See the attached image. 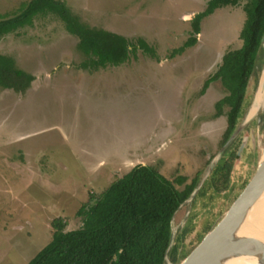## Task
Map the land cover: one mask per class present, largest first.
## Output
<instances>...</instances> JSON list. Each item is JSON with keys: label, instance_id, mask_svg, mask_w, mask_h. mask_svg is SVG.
<instances>
[{"label": "rangeland", "instance_id": "rangeland-1", "mask_svg": "<svg viewBox=\"0 0 264 264\" xmlns=\"http://www.w3.org/2000/svg\"><path fill=\"white\" fill-rule=\"evenodd\" d=\"M24 1L0 0V17ZM60 1L88 25L122 35L128 57L81 69L77 38L53 14L0 32V53L34 77L20 93L0 84V264H25L50 240L53 218H63L66 230L79 227L77 209L136 164L157 169L181 198L205 181L173 216L172 244L186 227L180 250L189 252L250 178L264 148V97L245 118L264 74L262 49L229 142L227 155L245 139L228 187L208 186L210 161L228 145L230 107L220 105L218 80L201 91L223 54L242 44L245 0L201 18L195 36L193 17L208 0ZM189 37L195 44L171 56Z\"/></svg>", "mask_w": 264, "mask_h": 264}, {"label": "trees", "instance_id": "trees-1", "mask_svg": "<svg viewBox=\"0 0 264 264\" xmlns=\"http://www.w3.org/2000/svg\"><path fill=\"white\" fill-rule=\"evenodd\" d=\"M240 1L208 0L205 9L193 17L194 36L201 18L215 9L237 6ZM243 10L245 19L239 33L241 46L223 54L214 74L205 79L201 91L203 93L208 84L216 80L225 90L220 105H228L230 109L224 140L235 129L248 78L262 57L264 0H245ZM47 14L58 17L66 31L77 38L76 50L83 56L79 63L81 69L118 65L128 57V45L122 35L88 25L60 0L22 2L15 14L0 17V32H16L31 26L36 16ZM195 42V37H189L171 56ZM33 80V75L18 67L12 57L0 53V84L4 88L15 93L24 92ZM228 151L225 150L212 167L207 180L208 186L218 192L227 189L230 180L235 151L227 155ZM196 183L181 198L157 169L136 164L102 192L90 195L91 202L87 201L77 209L76 215L81 217L79 227L66 230L63 218H53L50 240L25 264H165V257L170 263L177 264L188 253L180 250V241L188 228L180 230L166 252L171 239L170 220Z\"/></svg>", "mask_w": 264, "mask_h": 264}, {"label": "water", "instance_id": "water-1", "mask_svg": "<svg viewBox=\"0 0 264 264\" xmlns=\"http://www.w3.org/2000/svg\"><path fill=\"white\" fill-rule=\"evenodd\" d=\"M260 46L264 49V32L261 37ZM251 78L252 73L248 78L245 93L250 85ZM239 129L240 128L238 127L232 132L225 146L229 144ZM244 141L245 139L243 138L237 151L235 152V158L239 156ZM222 150L223 149H221L219 153H221ZM263 151L264 148L261 151L254 172L244 183L242 189L229 203L228 207L223 211L219 219L205 231V233L198 240L197 244H195V246L177 264H230L237 258H244L247 260L255 259L257 264H264V246L257 244L253 237L246 236L241 233L249 213L252 211L253 206L264 192ZM215 161L216 160L213 159L210 161L207 170L208 173L216 163ZM202 183L203 179L197 184L185 201L192 200ZM185 201H183L180 206ZM173 216L170 220V226H172ZM173 239L174 233L171 229V239L166 252L171 246ZM167 261L168 260L165 257V262Z\"/></svg>", "mask_w": 264, "mask_h": 264}, {"label": "bare ground", "instance_id": "bare-ground-1", "mask_svg": "<svg viewBox=\"0 0 264 264\" xmlns=\"http://www.w3.org/2000/svg\"><path fill=\"white\" fill-rule=\"evenodd\" d=\"M263 85L264 74L262 75L259 86L254 93L252 104L245 117L246 119L255 114V112L261 106L264 97ZM262 155L264 156V151ZM241 233H243V235L253 237L257 244L264 246V192L253 206L252 211L249 213ZM230 264H257V262L255 259L247 260L244 258H237L234 259Z\"/></svg>", "mask_w": 264, "mask_h": 264}, {"label": "flooded vegetation", "instance_id": "flooded-vegetation-1", "mask_svg": "<svg viewBox=\"0 0 264 264\" xmlns=\"http://www.w3.org/2000/svg\"><path fill=\"white\" fill-rule=\"evenodd\" d=\"M258 120H259V118H257V121H258ZM236 129H237V128H236ZM236 129H234V130H236ZM234 130H233V131H234ZM233 131H232V132H233ZM231 134H232V133H231ZM231 134H230V135H231ZM236 134H237V133H236ZM230 135L228 136V138L230 137ZM234 137H235V136H234ZM234 137H233V138H234ZM231 143H232V142H231ZM231 145H232V144H230V145L228 144V145L226 146V149H230L229 147H230ZM226 149H224V150H226ZM237 149H238V147L235 149V152L237 151ZM224 150H222L221 153L219 154L218 160L221 159L222 155H223L224 152H225ZM221 154H222V155H221ZM234 154H235V153H234ZM218 160H217V161H218ZM217 161H216V162H217ZM215 164H216V163H215ZM215 164H214V165H215ZM214 165H213V166H214Z\"/></svg>", "mask_w": 264, "mask_h": 264}, {"label": "crops", "instance_id": "crops-1", "mask_svg": "<svg viewBox=\"0 0 264 264\" xmlns=\"http://www.w3.org/2000/svg\"><path fill=\"white\" fill-rule=\"evenodd\" d=\"M238 6V5H237ZM229 7H236V6H229Z\"/></svg>", "mask_w": 264, "mask_h": 264}]
</instances>
